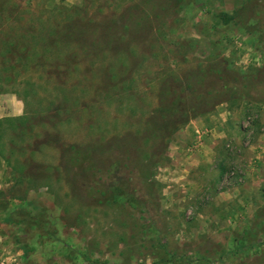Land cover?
I'll list each match as a JSON object with an SVG mask.
<instances>
[{
	"label": "rangeland",
	"instance_id": "374dc122",
	"mask_svg": "<svg viewBox=\"0 0 264 264\" xmlns=\"http://www.w3.org/2000/svg\"><path fill=\"white\" fill-rule=\"evenodd\" d=\"M0 222L22 264H264V0H0Z\"/></svg>",
	"mask_w": 264,
	"mask_h": 264
},
{
	"label": "trees",
	"instance_id": "16d2710c",
	"mask_svg": "<svg viewBox=\"0 0 264 264\" xmlns=\"http://www.w3.org/2000/svg\"><path fill=\"white\" fill-rule=\"evenodd\" d=\"M260 223H261L260 224L261 227H260V229H258L259 231L255 230L257 228L252 230V227L250 229L244 230L243 234H245V238H246V236H247V238H249V236H251V238H252L251 240H249L247 243L242 242V246H240V245L238 246V244L236 243L235 246H233L231 250L235 252V251H240V250L244 249L245 247L246 248L255 247L258 249L259 247L263 246L264 245V237H262L261 231L264 235V223H262V222H260ZM257 225H259V224H257ZM245 238H243V241L245 240Z\"/></svg>",
	"mask_w": 264,
	"mask_h": 264
},
{
	"label": "crops",
	"instance_id": "0c3cea01",
	"mask_svg": "<svg viewBox=\"0 0 264 264\" xmlns=\"http://www.w3.org/2000/svg\"><path fill=\"white\" fill-rule=\"evenodd\" d=\"M229 119L227 118L226 120H224L226 123L225 124H227L228 125V123L229 122H227ZM223 120L222 121H218V123L220 124V123H223L224 122ZM232 133V132H231ZM225 135V134H224ZM215 137V136H214ZM215 140V141H214ZM214 140H210L212 143L213 142H215V143H217L218 142V140H216L215 138H214ZM207 147H208V145H207ZM211 147H212V145H211ZM217 146H213V148H214V150L215 149H218V147L216 148ZM4 225H6V224H4L3 222H0V227H2V226H4ZM20 248V247H19ZM28 253H26V249L23 247V246H21V248L19 249V251H18V254L20 255V257H21V262L22 263H25V261L27 260V259H29L30 258V260H33V258H31V257H33V254L31 253V251H33V249L31 250V248L30 249H28Z\"/></svg>",
	"mask_w": 264,
	"mask_h": 264
},
{
	"label": "built area",
	"instance_id": "2783aa9c",
	"mask_svg": "<svg viewBox=\"0 0 264 264\" xmlns=\"http://www.w3.org/2000/svg\"><path fill=\"white\" fill-rule=\"evenodd\" d=\"M0 264H22L18 254H1Z\"/></svg>",
	"mask_w": 264,
	"mask_h": 264
}]
</instances>
